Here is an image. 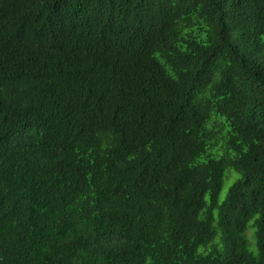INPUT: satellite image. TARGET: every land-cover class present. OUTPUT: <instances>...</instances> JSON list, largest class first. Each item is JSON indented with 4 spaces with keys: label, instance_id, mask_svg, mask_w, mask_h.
Instances as JSON below:
<instances>
[{
    "label": "trees",
    "instance_id": "obj_1",
    "mask_svg": "<svg viewBox=\"0 0 264 264\" xmlns=\"http://www.w3.org/2000/svg\"><path fill=\"white\" fill-rule=\"evenodd\" d=\"M0 264H264V0H0Z\"/></svg>",
    "mask_w": 264,
    "mask_h": 264
},
{
    "label": "rangeland",
    "instance_id": "obj_2",
    "mask_svg": "<svg viewBox=\"0 0 264 264\" xmlns=\"http://www.w3.org/2000/svg\"><path fill=\"white\" fill-rule=\"evenodd\" d=\"M228 172L232 173L235 178L238 177V174L235 173L234 171H228ZM235 178H233L231 180H229V179L228 180H226V179L224 180L223 186L221 188V191H220L219 197H218L219 202H222L224 200V198L226 196V193H227V190H228L229 186H231V184L234 182Z\"/></svg>",
    "mask_w": 264,
    "mask_h": 264
}]
</instances>
